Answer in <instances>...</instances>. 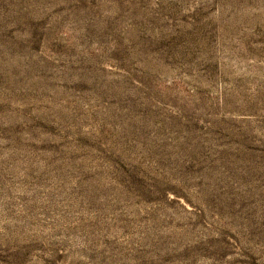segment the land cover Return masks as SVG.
<instances>
[{"label":"rangeland","instance_id":"obj_1","mask_svg":"<svg viewBox=\"0 0 264 264\" xmlns=\"http://www.w3.org/2000/svg\"><path fill=\"white\" fill-rule=\"evenodd\" d=\"M0 264H264V0H0Z\"/></svg>","mask_w":264,"mask_h":264}]
</instances>
